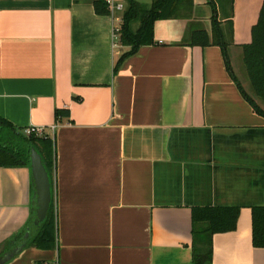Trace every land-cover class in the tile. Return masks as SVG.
I'll return each mask as SVG.
<instances>
[{"label": "crops", "instance_id": "obj_1", "mask_svg": "<svg viewBox=\"0 0 264 264\" xmlns=\"http://www.w3.org/2000/svg\"><path fill=\"white\" fill-rule=\"evenodd\" d=\"M94 3L0 0V116L17 128L59 125L58 245L28 246L38 219L31 167H0V264H195L209 242L196 207L240 208L237 228L213 235L211 264H264L252 241L264 116L220 46L189 44L193 30L212 36L211 4L191 0L158 20L155 42L115 71L129 50L115 33L122 12L100 15ZM262 3L220 0L226 16L216 4L236 75ZM61 107L71 115L58 121Z\"/></svg>", "mask_w": 264, "mask_h": 264}, {"label": "trees", "instance_id": "obj_2", "mask_svg": "<svg viewBox=\"0 0 264 264\" xmlns=\"http://www.w3.org/2000/svg\"><path fill=\"white\" fill-rule=\"evenodd\" d=\"M191 0H153L150 5L136 0H125L126 7L122 12V22L118 42L128 46L129 50L121 54L115 65L118 70L124 59L137 52L140 46L155 42L154 29L158 20L178 16L184 3ZM212 6V36L205 29L193 30L189 44L210 46L218 45L223 50L225 63L230 75L238 85L243 96L249 101L254 110L264 116V108L243 87L234 73L228 53L229 41L220 20L217 3L208 0ZM96 13L111 14L107 0H95ZM138 22L137 28L134 23ZM231 24V21L229 22ZM232 25V24H231ZM243 61L247 70L249 83L257 98L264 102V0L257 22L252 28L249 42L241 44ZM68 107L56 109V119L70 117ZM56 120V122H58ZM58 124V123H57ZM56 136L49 133L37 135L26 134L25 128H17L10 121L0 116V167L29 166L31 167V149L35 147L40 153L47 168L52 183V201L46 218L39 224H31L33 233L30 235L28 246L41 249H53L58 245L57 214L54 197V170L56 165ZM240 208L238 207H196L193 212L195 223H205L207 228L202 233L209 236L202 254L195 253V264H211L212 238L220 232L233 231L237 228ZM37 212H35V219ZM253 245L264 248V206L253 208Z\"/></svg>", "mask_w": 264, "mask_h": 264}, {"label": "water", "instance_id": "obj_3", "mask_svg": "<svg viewBox=\"0 0 264 264\" xmlns=\"http://www.w3.org/2000/svg\"><path fill=\"white\" fill-rule=\"evenodd\" d=\"M31 169L38 194V219L35 222L39 224L46 218L50 208L52 201V183L42 157L35 147L31 149Z\"/></svg>", "mask_w": 264, "mask_h": 264}, {"label": "built area", "instance_id": "obj_4", "mask_svg": "<svg viewBox=\"0 0 264 264\" xmlns=\"http://www.w3.org/2000/svg\"><path fill=\"white\" fill-rule=\"evenodd\" d=\"M107 3L109 5L111 14H115L116 12H123L126 7L125 0H107ZM122 22V18H121ZM121 22L120 24L115 28L116 36H119L120 34V28H121ZM58 124H52L51 126H28L25 128L26 134H32L35 133L37 135H43L44 133H49L51 136H54L56 133V130L58 128ZM34 264H60L59 258H53V259H45L36 261Z\"/></svg>", "mask_w": 264, "mask_h": 264}, {"label": "rangeland", "instance_id": "obj_5", "mask_svg": "<svg viewBox=\"0 0 264 264\" xmlns=\"http://www.w3.org/2000/svg\"><path fill=\"white\" fill-rule=\"evenodd\" d=\"M215 1H216V3H217L218 7H221V6H220V0H215ZM221 8H222V16H223V15L226 16V15L228 14L227 6L225 5V6H222ZM228 9H229V7H228ZM138 25H139L138 22L134 23V27H135V28H137ZM122 52H123V51H122ZM122 52H121V53H122ZM121 53H120V54H121ZM234 58H235V57H234ZM235 62H236V64H235V68H236L237 75H238L239 78L242 80V82H243V84H244V88L246 89V91L248 90V92L250 93V95H251L252 97H254V98L258 101V103H260L262 106H264V102L261 101L259 98H257V96L255 95V93L253 92V90H252V88H251V85H250V83H249V78H248V75H247V70H246V67H245V64H244V61H243V55H240V57H239V56L236 57ZM238 76H237V77H238ZM240 79H239V80H240Z\"/></svg>", "mask_w": 264, "mask_h": 264}]
</instances>
